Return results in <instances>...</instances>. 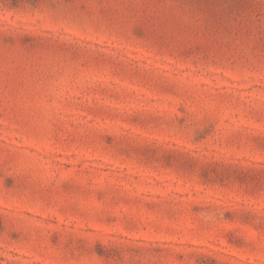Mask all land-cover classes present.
Segmentation results:
<instances>
[{
    "label": "rangeland",
    "instance_id": "1",
    "mask_svg": "<svg viewBox=\"0 0 264 264\" xmlns=\"http://www.w3.org/2000/svg\"><path fill=\"white\" fill-rule=\"evenodd\" d=\"M0 264H264V0H0Z\"/></svg>",
    "mask_w": 264,
    "mask_h": 264
}]
</instances>
